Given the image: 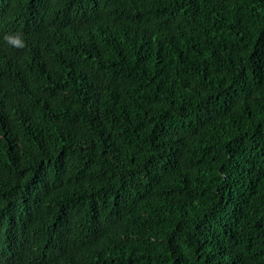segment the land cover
Instances as JSON below:
<instances>
[{
	"label": "trees",
	"instance_id": "trees-1",
	"mask_svg": "<svg viewBox=\"0 0 264 264\" xmlns=\"http://www.w3.org/2000/svg\"><path fill=\"white\" fill-rule=\"evenodd\" d=\"M0 264H264V0H0Z\"/></svg>",
	"mask_w": 264,
	"mask_h": 264
},
{
	"label": "clouds",
	"instance_id": "clouds-1",
	"mask_svg": "<svg viewBox=\"0 0 264 264\" xmlns=\"http://www.w3.org/2000/svg\"><path fill=\"white\" fill-rule=\"evenodd\" d=\"M4 41L15 48H23L25 46V42L23 40V37L18 34H7L4 36Z\"/></svg>",
	"mask_w": 264,
	"mask_h": 264
}]
</instances>
